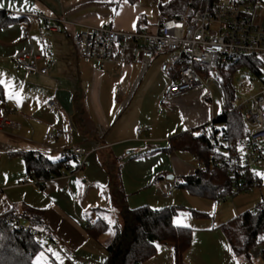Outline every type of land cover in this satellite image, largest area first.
<instances>
[{"label":"crops","instance_id":"obj_1","mask_svg":"<svg viewBox=\"0 0 264 264\" xmlns=\"http://www.w3.org/2000/svg\"><path fill=\"white\" fill-rule=\"evenodd\" d=\"M0 5L2 11L19 13L16 17L22 18L0 28L5 32L18 28L12 38H7L8 34L0 35L1 45L17 44L14 52L6 54L11 69H7L8 80L13 85L10 96L5 95L0 84V120H8V125L0 130V215L10 211L21 214L27 209L46 211L44 230L74 254L82 242L77 239L75 243H66L62 236L65 223L75 233L79 232L83 241L98 242L88 236L87 228L96 220L91 214L103 208L92 207L83 214L78 203L84 199L83 184L87 182L107 198L112 208L103 210L109 214L116 209L120 212L116 198L121 193L125 195V181L131 185L130 178L141 185L159 180L165 193L155 198L164 207L173 206L170 200L181 178L194 175L197 168L193 156L189 154L193 161L186 158L188 153L162 151L173 137L182 134H172L171 117L162 109L161 95L170 83L168 76L160 71L164 57L152 61L101 63L82 57L72 40L76 32L104 26L125 32L140 29L154 32L161 23L155 1L0 0ZM38 12L63 18L66 21L63 31H48L42 19L27 16ZM47 45L56 55L49 75L27 74L16 68L15 57L32 53L40 56L39 66H45ZM204 91L194 90L174 101L206 97ZM51 98H55L53 107L49 105ZM213 120V114L211 120L204 115L189 117L187 131L211 124ZM140 128L145 130L138 135ZM52 132L61 133L62 137L45 145ZM73 147L87 151L100 148L86 159L83 173L87 179L76 174L61 176L41 184L42 187L30 179L22 153H41L58 161ZM165 180H174L175 187L163 185ZM171 190H174L173 196L168 197ZM76 216L84 218L83 222ZM221 236L220 243L213 248L214 256L211 248L206 254L191 245L183 264H239L222 233ZM49 246L45 245L48 262L58 264L48 252ZM261 246L262 256L258 253L255 262L250 263L264 264L263 240ZM145 264H156L155 255ZM165 264H174V250L173 262L168 260Z\"/></svg>","mask_w":264,"mask_h":264},{"label":"built area","instance_id":"obj_2","mask_svg":"<svg viewBox=\"0 0 264 264\" xmlns=\"http://www.w3.org/2000/svg\"><path fill=\"white\" fill-rule=\"evenodd\" d=\"M153 2V0H149ZM11 16L19 13L4 12ZM28 17L42 19L48 31L61 33L66 21L60 17L46 16L42 12L29 14ZM78 53L85 58L101 63L127 60L138 62L152 61L164 57L160 71L168 76L170 83L161 98L164 102H173L188 92L204 89L209 91L215 86L221 95L224 94L221 70L232 67L240 57H258L261 61L259 86L256 91L247 89L244 100L235 98L229 102V112H238L248 126L247 134L232 144L235 153L230 154L223 149L222 159H210V167H227L230 171L236 192L251 191L260 183L252 171V167L264 161V0H208L204 9L191 21L184 19H168L160 23L157 30H136L125 32L111 27L88 28L72 35ZM46 65L40 67V56L32 53L14 58L17 69L27 74L47 76L55 65V53L50 45L44 49ZM236 93V92H235ZM55 98L49 105L54 106ZM8 125V120H0V130ZM145 129L140 128V135ZM209 137L210 131H206ZM62 137L61 133L49 134L45 145ZM220 142L225 140L221 135ZM218 143H213L216 149ZM100 149V148H99ZM73 147L63 156L74 157L78 168L75 172L64 174L69 177L83 171L86 159L94 152ZM197 170H205L206 165L194 157ZM87 179L86 175L82 176ZM44 184L43 181L36 182ZM177 189V188H176ZM174 190L167 196H173ZM264 209V198L262 199ZM14 230L28 229L39 246L52 243L57 246L56 237L42 229L28 227L18 221L13 224ZM264 241V230L261 233ZM259 256H262L259 253Z\"/></svg>","mask_w":264,"mask_h":264},{"label":"trees","instance_id":"obj_3","mask_svg":"<svg viewBox=\"0 0 264 264\" xmlns=\"http://www.w3.org/2000/svg\"><path fill=\"white\" fill-rule=\"evenodd\" d=\"M127 1L135 3L138 0ZM207 2L208 0H170L158 3L156 9L161 23L168 19L191 21L204 9ZM21 19L0 13V28ZM242 65L249 67L254 74L259 75L261 72L260 59L247 55L240 57L232 67L221 70L227 103L222 115L213 120L209 137H205V127H202L204 132L199 135L192 130L186 131L173 137L168 147L162 150L166 153H188L203 162L206 169L197 170L192 176L182 177L179 188H185L194 195L213 201H221L231 196L234 183L227 167H210L208 161L212 158L222 159L225 156L223 149L230 154L235 153V149L231 147L232 144L244 137L248 130L240 113L229 112V102L235 98L231 78ZM216 124L223 126L221 134L225 137L223 142H220L218 131L215 130ZM213 143H218L216 149L212 148ZM22 156L28 176L36 182L46 183L64 174L73 173L78 168L74 157L63 156L62 159L53 161L35 152L22 153ZM38 186L42 187L41 184ZM262 206L263 202L256 211H247L218 227L234 255L245 262L252 260V252L262 244L261 233L264 230ZM120 209L117 216L120 222L116 218L107 219L111 217L107 210L95 209L99 216L87 228L88 236L96 241L102 234L111 232L104 247L106 252L104 264H145L156 254L160 243L169 244L173 248L174 264L184 263V256L192 245L194 231L172 223L180 211L179 207L154 209L145 205L130 209L126 204H122ZM45 214L44 210L27 209L21 214L10 211L0 215V264H35L36 256L47 253L46 247L37 244L30 230L13 229V224L20 221L28 227L44 230ZM105 214H108L107 218L101 216Z\"/></svg>","mask_w":264,"mask_h":264},{"label":"rangeland","instance_id":"obj_4","mask_svg":"<svg viewBox=\"0 0 264 264\" xmlns=\"http://www.w3.org/2000/svg\"><path fill=\"white\" fill-rule=\"evenodd\" d=\"M155 8H157V3H163L165 0H154ZM16 27L11 31H0V35L8 34L7 38H12L16 35ZM18 29V28H17ZM19 33V32H18ZM17 33V34H18ZM5 38V37H4ZM3 38V39H4ZM15 48H17V44L11 43L6 45L0 44V80L6 81L10 83L12 88V80H8V71L11 69L9 63V58L6 54H10L14 52ZM5 71L3 72V70ZM14 77V76H13ZM17 82V81H16ZM259 75L254 74L252 70L242 65L240 66L233 74L231 78V84L235 89V96L237 100H244L245 91L247 89H253L256 91V87L259 86ZM204 96L195 100L190 99L183 102H164L163 103V111L171 117L172 123V134H180L187 131V121L189 117H194L195 115L200 116L204 115L207 119H212V114L215 118H219L222 113L225 111V106L227 103V98L225 95H221L218 89L215 86H211L209 91H204ZM174 109V110H173ZM173 111V112H172ZM213 123V121H212ZM212 123H205L203 126L200 125L197 128H192V131L196 134H202L204 131L201 127H205L206 131H212ZM223 126L221 124L215 125V130L218 131V137L222 134ZM183 158L184 156L180 154ZM186 158L193 161V158L189 154L186 155ZM252 171L259 178L260 183L257 187H255L251 191H242L236 192L233 191L232 195L227 197L221 201H213L207 198H203L197 195L192 194L189 190L185 188H178L175 191V196L171 198L170 204L180 208L178 215L175 218H181L183 223L187 225L188 228L194 230L192 237V248L199 249V251L203 253H210V248L212 250V255L214 256V246L220 243L222 236L218 227L235 217H238L244 214L247 211H256L260 206L262 199L264 198V161L253 166ZM84 175L83 171L76 173V177L82 178ZM128 179V178H127ZM131 179V185L125 181L126 186L124 187L125 195L121 193L116 200L117 206L122 204H127L130 209H136L141 206H150L154 209H160L163 204L158 203L156 196H163L164 189L161 186L159 180L157 182L150 183L149 185H141L136 184ZM174 180H165L163 185L168 186V188L175 187ZM83 190L85 192V196L83 201H78L80 204V208H82L83 214H85L90 208L97 207L103 209H111L110 203L106 197L101 196L97 189H92L91 184L87 182L83 184ZM113 210V209H112ZM111 212V217L107 218L108 214L101 215L107 219L116 218L119 214L117 212ZM95 219L98 218V214H91ZM79 219V222H83L81 220L82 217L76 216ZM117 221H121L117 219ZM63 222H66L63 220ZM113 227V224H112ZM64 233H62L64 240H67V244L73 243L75 240L80 239L82 244L78 245L77 250L74 254L69 251L66 245L57 242V246H53L52 243H48L50 246L48 248V252L52 254L54 259L56 260V256L60 257V260L57 261L58 264H104L106 260V256L103 250V245L110 238L111 232H107L102 234L96 244L92 242L83 241L81 238V234L75 233V231L70 228L66 223L64 224ZM75 243V242H74ZM90 243V244H89ZM51 250V251H50ZM263 250V247L260 245L252 252V262L258 258L257 254ZM43 254V262L42 264H50L48 259L46 258V254ZM211 255V257H212ZM39 256V255H38ZM35 257V262H36ZM173 262V249L169 244H158V252L155 254L156 264L166 263L167 261ZM240 260L239 264H252L250 262H245L244 260Z\"/></svg>","mask_w":264,"mask_h":264},{"label":"snow or ice","instance_id":"obj_5","mask_svg":"<svg viewBox=\"0 0 264 264\" xmlns=\"http://www.w3.org/2000/svg\"><path fill=\"white\" fill-rule=\"evenodd\" d=\"M0 6H2V5H0ZM0 84H3V86H4V89H5V95H6V96H10V87H11L10 83H8V82H6V81H3V80H0ZM12 95H17V96H18V93H13ZM225 155H226V154H225ZM172 223H173L174 225H177V226L187 227V225H185V224L183 223V220H182L181 218H175V219L172 221ZM50 251H51V250H50ZM43 259H44V258H43V254H40L39 256H37L35 264H42ZM56 260H57V261L60 260V257H59L58 255L56 256ZM61 264H62V262H61Z\"/></svg>","mask_w":264,"mask_h":264},{"label":"water","instance_id":"obj_6","mask_svg":"<svg viewBox=\"0 0 264 264\" xmlns=\"http://www.w3.org/2000/svg\"><path fill=\"white\" fill-rule=\"evenodd\" d=\"M171 178H173V177H171Z\"/></svg>","mask_w":264,"mask_h":264}]
</instances>
